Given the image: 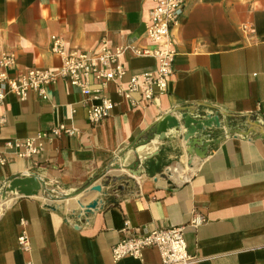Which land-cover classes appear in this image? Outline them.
I'll list each match as a JSON object with an SVG mask.
<instances>
[{"label": "crops", "instance_id": "crops-1", "mask_svg": "<svg viewBox=\"0 0 264 264\" xmlns=\"http://www.w3.org/2000/svg\"><path fill=\"white\" fill-rule=\"evenodd\" d=\"M185 2L173 28L174 72L166 91L155 87L148 101L141 89L131 98L121 90L158 68L156 57L139 54L154 48L146 29L153 0H0V49L17 56L11 76L58 68L56 36L69 50L99 51L106 42L120 49L127 69L104 86L115 106L98 124L88 118L92 102L64 78L47 86V99L31 91L25 100L9 93L0 102V154L7 158L0 192L15 178L36 175L51 190H90L67 203L85 207L99 199L80 215L40 196H18L0 212V264H160L156 248L114 259L126 223L137 234L185 225L199 264H264V0ZM189 111H219L233 118L236 131L220 138L190 175L178 163L167 166L174 157L167 147L176 141L172 121ZM62 123L75 133L51 134L40 152L18 156L15 142ZM121 167L137 175L116 191H91ZM168 167L188 178L174 181ZM195 212L207 219L197 227L190 223ZM22 232L27 247L19 242Z\"/></svg>", "mask_w": 264, "mask_h": 264}, {"label": "built area", "instance_id": "built-area-1", "mask_svg": "<svg viewBox=\"0 0 264 264\" xmlns=\"http://www.w3.org/2000/svg\"><path fill=\"white\" fill-rule=\"evenodd\" d=\"M185 4V0H153L146 29L154 48H144L139 54L156 57L158 68L155 72L143 74L141 80L137 76L130 79L127 89L121 90L129 98L138 89L142 90L148 101L157 95L155 87L158 88V93L166 91L174 72L177 55L173 28L180 20ZM52 50L61 58L62 63L58 68L35 67L22 75L11 76L10 70L17 66V56L12 51L0 49V102L9 93L25 100L31 91L47 99V86L55 83L59 78H64L71 85L81 89L87 102H92L88 118L93 124H98L109 117L115 102L104 90V86L111 80L123 78L127 73L120 59V49L112 48L104 42L99 51L69 50L66 49L63 40L56 36L53 38ZM94 80L97 82V88L92 87L91 83ZM132 103L134 105L135 101L132 100ZM73 133H75L74 128L64 123L53 127L51 131H41L36 136L15 142L19 148L18 156L28 157L40 152L45 140L51 134L59 136ZM6 162L7 158L0 154V169ZM206 220L204 214L195 212L190 223L197 227ZM185 229V225H178L137 234L131 231L126 223L122 230V238L112 248L113 257L119 260L126 256H141L145 249L156 248L160 253V264H199V258L188 250ZM19 242L22 247L28 246L29 238L25 232L19 236Z\"/></svg>", "mask_w": 264, "mask_h": 264}, {"label": "rangeland", "instance_id": "rangeland-1", "mask_svg": "<svg viewBox=\"0 0 264 264\" xmlns=\"http://www.w3.org/2000/svg\"><path fill=\"white\" fill-rule=\"evenodd\" d=\"M187 118H190L191 122L189 125H187ZM227 118L224 114L221 112H199V115H196V113H189L187 115H182L181 118H174L176 121H172L174 123L173 127H176V130L173 132L175 138V142L173 145H170L167 147L168 151L174 152V157L170 159L168 162V165H181L183 168L186 169V172L189 173V175L193 172L189 169L195 164L199 162L200 159H202L207 153L212 149V147L216 144L217 141H220V138L232 134L235 131V127H231V123H235L232 117ZM190 127L195 128V132H190ZM166 131V130H164ZM163 131H160L159 134H162ZM182 143V144H181ZM170 166V167H171ZM124 168H114L111 172V175L107 178V182H105L104 186L106 189H104V186L101 184V191L94 190L93 186L98 185H92L90 186L91 191H98L103 192L106 191H116L123 186H121L122 183H125V180H127L129 177L137 175L136 171L132 170H122ZM168 168L165 170V175L170 177L176 182H180L175 180L172 176H170L168 172ZM30 176H36V175H28L24 177H18V178H27ZM37 177V176H36ZM38 178V177H37ZM39 179V178H38ZM40 180V179H39ZM13 181V180H12ZM40 188L36 192V194H33V196H40L44 198L45 203L48 206H62L63 208H66L68 211H73L74 213H80L82 214H88L87 207H82L78 202L74 203V207L68 205V201L71 198H82L85 199L90 196V190H82V191H76V192H68L64 190H51L48 187H46L45 182L40 180ZM53 194V195H50ZM18 196H24L21 190L18 187H13V184L11 182L9 183L8 187L3 188L0 192V198H2V202L11 200L13 202L15 198ZM50 200V201H49ZM98 198L97 194L93 200V203L97 201V205L94 203V207L96 208L98 206ZM90 205V204H89ZM91 206V205H90ZM87 211V212H86ZM91 212V211H90Z\"/></svg>", "mask_w": 264, "mask_h": 264}, {"label": "water", "instance_id": "water-1", "mask_svg": "<svg viewBox=\"0 0 264 264\" xmlns=\"http://www.w3.org/2000/svg\"><path fill=\"white\" fill-rule=\"evenodd\" d=\"M169 119H172V118H168L166 120H169ZM174 121H176L174 119ZM187 125H189V123L191 122L190 118H187ZM171 125H174V123H172ZM160 127L164 126V128L166 127L165 126V121L164 122H161L159 124ZM161 131V130H160ZM190 132L191 133H194L195 132V128L194 127H190ZM11 184H13V187H18L21 192L23 193L24 196H31L33 194H36V192L39 190L40 188V180L36 177V176H30V177H27V178H15ZM94 190H98V191H101V185H98V186H93L92 187ZM95 205H97V201L94 202ZM52 208H55L54 206H50ZM91 208L92 206H88L87 207V210L88 212L91 211Z\"/></svg>", "mask_w": 264, "mask_h": 264}, {"label": "bare ground", "instance_id": "bare-ground-1", "mask_svg": "<svg viewBox=\"0 0 264 264\" xmlns=\"http://www.w3.org/2000/svg\"><path fill=\"white\" fill-rule=\"evenodd\" d=\"M196 168V165L194 164L191 168H190V170L192 171V170H194ZM173 175H174V177L176 176L177 177V180L178 181H180V182H182V181H184L185 179H187L188 178V175L186 174V175H183V173L182 174H177L176 173V170H174V169H171L170 168V170H169ZM169 172V173H170ZM171 175V174H170ZM93 200H94V198L90 201V202H88L87 204H86V206L85 207H87V206H89V204L92 206V208H91V210L93 209V205H94V203H93ZM12 202H11V200H7V201H4V202H2V203H0V212L7 206V205H9V204H11ZM74 203H76V202H70V203H68V205H70V206H72V207H74ZM87 212V211H86Z\"/></svg>", "mask_w": 264, "mask_h": 264}]
</instances>
